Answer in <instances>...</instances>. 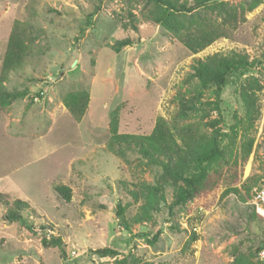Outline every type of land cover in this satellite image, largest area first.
Masks as SVG:
<instances>
[{"label": "rangeland", "instance_id": "obj_1", "mask_svg": "<svg viewBox=\"0 0 264 264\" xmlns=\"http://www.w3.org/2000/svg\"><path fill=\"white\" fill-rule=\"evenodd\" d=\"M152 12L146 0H0V76L16 22L31 47L3 82L26 96L0 112V192L29 203L31 229L2 220L0 203V264H115L98 253L107 248L129 255L128 264L263 263L264 219L250 202L264 185V0H223L168 25ZM201 18L223 23L224 35L193 54L175 29ZM125 39L132 44L117 52ZM231 51L253 67L218 98L194 77V59ZM82 90L89 106L76 120L63 99ZM114 118L119 135L149 136L163 121L196 126L208 147L218 145L194 200L170 210L175 189L162 170L133 148L109 147ZM58 185L71 188L70 201ZM54 237L65 257L43 243Z\"/></svg>", "mask_w": 264, "mask_h": 264}, {"label": "trees", "instance_id": "obj_2", "mask_svg": "<svg viewBox=\"0 0 264 264\" xmlns=\"http://www.w3.org/2000/svg\"><path fill=\"white\" fill-rule=\"evenodd\" d=\"M152 3L158 9V12H152L155 23L168 25L176 16L182 14H191L201 9H207L213 6H222L223 0H146ZM155 13V14H154ZM196 25L185 29L184 27L176 28V37L189 49L193 54H198L216 40L223 37L224 24L207 18H201ZM29 37L26 24L16 22L7 44V51L3 60V67L0 76V112L4 111L11 101L26 96L24 92L9 93L5 91L3 82L6 81L10 74L17 72L25 63L26 58L31 53L29 46ZM132 44V41L125 39L117 42L115 50L121 52L123 48ZM253 67L246 55L237 51L230 53H216L206 59H194V77L203 88L215 89L216 96L219 98L228 84L230 78L241 76ZM42 98V93L37 94ZM90 95L87 91H76L68 93L63 103L71 115L76 120H81L89 106ZM113 138L109 147L114 150L116 147L133 148L139 156L148 160L153 166L162 170V182L171 185L175 189L174 200L170 210L177 206H184L200 193L209 180L208 167L218 157L221 151L215 143L212 147L205 144L204 135L196 126L185 125L173 129L168 127L163 121H160L157 129L149 136L137 135H119L117 119L112 121ZM251 145L247 146L246 162L250 153ZM64 200L70 201L72 192L71 188L65 185L55 187ZM7 194L0 192V203L6 209L2 220L7 223L24 221L25 226L30 230L24 218V212L30 209L29 203L16 199L9 201ZM125 210L119 205L117 215L120 222L129 227L125 220ZM141 221V220H140ZM157 237L148 240L154 244ZM43 243L46 246L52 245L59 247L63 257L65 252L63 242L60 238L47 240L44 238ZM264 248L261 246L259 252ZM104 256L114 258L115 264H128L130 256L119 252L115 249H103L98 251ZM132 264H152L150 262H133ZM264 264V262L262 263Z\"/></svg>", "mask_w": 264, "mask_h": 264}, {"label": "built area", "instance_id": "obj_3", "mask_svg": "<svg viewBox=\"0 0 264 264\" xmlns=\"http://www.w3.org/2000/svg\"><path fill=\"white\" fill-rule=\"evenodd\" d=\"M250 203L257 215L264 219V185L254 189ZM259 256L264 262V248L260 251Z\"/></svg>", "mask_w": 264, "mask_h": 264}]
</instances>
